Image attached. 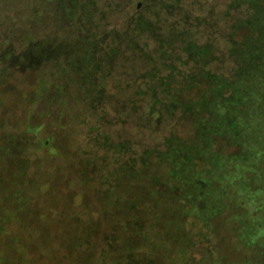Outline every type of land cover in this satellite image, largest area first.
Instances as JSON below:
<instances>
[{
  "label": "rangeland",
  "instance_id": "obj_1",
  "mask_svg": "<svg viewBox=\"0 0 264 264\" xmlns=\"http://www.w3.org/2000/svg\"><path fill=\"white\" fill-rule=\"evenodd\" d=\"M232 1L0 0V29L17 48L25 47L29 30L33 39L65 49L66 42L88 40L94 55L88 82L106 88L96 101L97 91L79 82L83 74L75 68L65 75L62 62L37 72L41 86L31 114L71 125L65 141L76 157L57 174V230L48 231L50 220L42 224L52 251L22 233L17 220L0 242V264H248L253 253H264V0H236L241 7L230 10ZM241 18L238 25L249 33L233 35L234 58L230 35ZM145 23L149 28L136 30ZM189 42L201 46L203 62L188 59ZM202 68L213 84L192 104L195 111H167L163 83ZM149 152L169 164L168 176L181 189L184 218L191 216L181 228L164 203L154 209L156 198L143 188ZM77 156L89 162L86 178ZM158 164L145 175L165 179L166 167ZM130 166L139 171L133 182L121 177ZM118 177L124 181L117 189ZM50 178L36 177L43 194ZM38 197L34 211L44 213L46 196ZM143 205L153 209L149 215ZM160 217L168 219L167 232ZM252 246V254L241 252ZM257 259L264 264V254Z\"/></svg>",
  "mask_w": 264,
  "mask_h": 264
},
{
  "label": "trees",
  "instance_id": "obj_2",
  "mask_svg": "<svg viewBox=\"0 0 264 264\" xmlns=\"http://www.w3.org/2000/svg\"><path fill=\"white\" fill-rule=\"evenodd\" d=\"M55 1H57L56 4H59V0ZM235 1L236 0H233L230 3V10L241 7V5L236 6ZM72 8L71 6L69 9L72 11ZM244 20L245 18H241L232 26L230 35L232 48L230 53L234 58L236 57L234 56L233 49V39H235L233 35H237V39H240L249 33L245 26L238 25L244 22ZM147 28H149V25L145 23L143 27H137L136 30L145 31ZM26 34L27 31L25 30V37ZM29 35L30 30L26 38L25 47L20 50L13 42H10L8 36L5 33L3 34V30L0 29V242L4 237L10 234L9 226L12 222L18 220V224L23 225V229L21 230L22 233L31 234L32 237L34 236L36 240H39L40 243L50 249L51 252L53 239L47 238V231L42 224L43 221L50 220L52 224H47L48 231L57 230L59 214L58 199L61 193L59 186H61L60 181L62 179V176L57 177V174H62L65 164L75 159L76 147H71L69 149L65 141L70 138L71 125L64 123L59 117L56 118L46 115L37 118L31 114L33 99L41 86V80L37 72L40 71L47 62H55L56 65L62 62L68 69L64 68L65 75L71 76L75 68L79 70L81 75L83 74L79 82L83 86H86L87 89H91L90 91H97L94 95L96 101H101L102 96L105 95L106 88L105 85L101 84L96 87L95 82L91 83L94 79V70L89 69V64H93L92 60H94V55L91 51V42L85 39L81 40L77 45L66 42L65 45H67L68 49H65L59 44V46H55V44L51 42H46L40 38L33 39V37ZM203 45H208L212 51L211 59H214L215 54L213 46L209 43ZM200 48L201 46L196 43L189 42L185 47L188 59L195 62H203V58L200 55ZM211 61L212 60H210V62ZM204 70L205 69L202 68L198 73L187 75L182 79V82L168 78L163 83V91L170 96L169 103L165 104L167 111H169V109L174 110L175 106L179 108L182 106L185 107L187 115L195 111L194 105L192 106V104L203 99L201 95H204L203 92H206L207 89L210 92L212 88L211 84H213L210 79L203 76ZM31 77L32 80L30 79ZM35 79H37L36 83L34 81ZM55 94L56 91L54 95ZM58 96H60V94ZM58 98L59 97L56 99L58 100ZM88 100L91 102L90 97ZM187 115V119L190 120V116ZM173 134H171V136ZM150 153L151 152H149V154ZM149 156L153 157L154 155L150 154ZM77 157L79 158V156ZM148 157H143L144 165L140 170V172H142V178H140L141 183L142 181L145 183L143 188L150 193V198H156L153 200L154 209L157 208L158 204L161 207L164 203L162 209L170 214V222L176 221L177 228H181L186 225L187 218L189 219L191 217L187 216L184 218V204L180 202L181 189L178 184L173 182L168 176L169 164L162 162L157 156V158L153 157L150 159ZM157 161H159L158 163L164 164L166 167L165 179H162V176L158 174L151 175L150 178L149 175H145L150 173L153 167H159V164H156ZM79 166L83 169L85 175L83 178H86V172L90 168L88 167L89 162H84L82 158H79ZM132 167L133 166H130L127 167V169L123 168L121 170V174H123L121 177H123L124 180L129 178L132 179L133 182V179H139V171L135 170V166ZM42 172L45 177L46 175L52 177L50 178L52 179V181H50L52 187L49 191H46V193L44 191V194L36 187V177ZM9 177H11L10 182ZM63 177L65 178V176ZM116 179H119L116 184L118 189L119 181L122 182L124 180L120 177ZM154 186L155 188H164V190L160 191L158 188L155 189ZM149 187L154 190L157 196L148 190ZM39 194L46 196L44 207L41 210L44 213L34 211L33 208V202L39 198ZM3 208L10 209L11 214H5ZM144 208H149V206L145 207V205H143L142 210H144ZM146 210L147 215H149L150 211L153 209L150 208V211L148 209ZM162 218L163 217H160V222L164 225L168 219L164 222ZM165 218H167V216ZM164 227V232H167L165 225ZM1 245L2 243H0V246ZM251 249H253V246L247 249L242 248L241 252L248 250L246 255H249L252 254L249 252ZM261 254L264 253H259L258 251L256 254H252L251 259H245L248 261V264H253V262L259 264L257 258ZM1 256H3V254L0 253V257ZM254 256L255 260L253 261L252 258ZM40 260H43L42 255ZM46 261L49 263L52 260L48 258Z\"/></svg>",
  "mask_w": 264,
  "mask_h": 264
}]
</instances>
